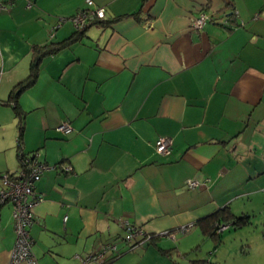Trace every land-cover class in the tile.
Wrapping results in <instances>:
<instances>
[{
  "label": "crops",
  "instance_id": "1",
  "mask_svg": "<svg viewBox=\"0 0 264 264\" xmlns=\"http://www.w3.org/2000/svg\"><path fill=\"white\" fill-rule=\"evenodd\" d=\"M92 1L104 18L43 57L13 102L34 46L69 38L68 21L48 32L86 2L13 0L0 11V186L20 169L19 148L48 165L29 229L38 264H82L106 242L117 255L104 264H264V0ZM201 11L210 18L195 30ZM160 136L169 154L155 150ZM224 207L248 221L221 220L215 245L196 222ZM125 222L174 235L133 244ZM14 241L6 202L0 264Z\"/></svg>",
  "mask_w": 264,
  "mask_h": 264
},
{
  "label": "built area",
  "instance_id": "2",
  "mask_svg": "<svg viewBox=\"0 0 264 264\" xmlns=\"http://www.w3.org/2000/svg\"><path fill=\"white\" fill-rule=\"evenodd\" d=\"M27 5L32 4V0H26ZM89 8L80 9L70 16L59 17L58 23L49 30L50 37L53 36L54 28H57L63 22H71L75 28H81L85 22L93 18H104L105 7L96 5L92 0H85ZM11 1L4 3L0 1V11L7 7ZM207 12L201 11L191 21V27L195 30L201 29L209 19ZM227 24L226 22H224ZM58 130L66 133L71 129V126L67 123H61L57 127ZM155 150L160 154H169L172 150L171 140L167 136H160L156 139ZM19 153L20 169L18 172L9 174H2V185L0 186V205L9 202L11 204V212L14 222L15 241L12 249L10 250L9 262L10 264L26 263V264H38L32 252V239L29 229L33 223V206L42 197L35 190V180L38 179L47 169L48 165L38 158V152H33V155H23ZM65 170L70 171V166H65ZM198 180L187 179L186 185L188 188H195L200 186ZM126 240L133 242V244L141 243L149 238L150 234L145 233L140 228H135L125 222ZM191 224L183 225L179 228L180 232H185L189 229ZM226 224L221 223L218 230H223ZM174 231V230H173ZM174 235L170 230H163L156 233L157 236L162 235ZM116 245L113 242H106L96 250L85 256L82 259V264H89L94 262L95 264H104L112 254H116Z\"/></svg>",
  "mask_w": 264,
  "mask_h": 264
},
{
  "label": "trees",
  "instance_id": "3",
  "mask_svg": "<svg viewBox=\"0 0 264 264\" xmlns=\"http://www.w3.org/2000/svg\"><path fill=\"white\" fill-rule=\"evenodd\" d=\"M7 1H11V3L13 2V0H7ZM86 7L89 8L87 3L85 5V7L80 8V9H85ZM80 9H78V10H80ZM102 19L103 18H101V19L100 18L89 19V20H87V22H85L83 27H81V28H75L74 27L75 28L74 33L69 38H67L63 41H60V42L59 41L58 42L57 41H48L45 44L34 46V49H33L34 51L32 53V58L30 60V65H29V72H28L26 78L19 81L18 83H16L12 87V89L10 91V101H12V102L15 101L19 92H21L25 87H27L29 84H31L33 82L34 78L37 75L39 63L43 57H45L46 55H52L56 51H58L59 49L69 45L70 43H72L74 40L78 39L79 36H81L83 34L84 30L86 29V27L88 26L89 23L96 22V21L102 20ZM226 25H228V24H226ZM54 30H55V28H54ZM48 36H49V38H51L49 35V32H48ZM7 102L9 103V100ZM18 152H21V154H23V155H33L34 154L33 152H35V151L26 153V152L22 151L21 148H19ZM18 156H19V153H18ZM63 170L67 171L64 169V167H63ZM221 220H224V222L230 221L234 226H238V225H242V224L246 223L248 221V216H246V215L233 216L226 209V207H224L220 211H218L214 214H210L208 216L200 218L196 223L198 225H200L202 230L213 240L215 245H217L221 242V234H222L223 230H218L219 225L222 223ZM149 234H150V236H149V238L146 239V242L156 244L155 240L158 239L159 236L155 235L154 233H149ZM168 250L161 251V252L171 255L173 250H170V249H168ZM166 251H168V252H166ZM116 255H117V252L115 255H112L107 261H109L111 258L115 257ZM175 264H177L176 261H175Z\"/></svg>",
  "mask_w": 264,
  "mask_h": 264
}]
</instances>
